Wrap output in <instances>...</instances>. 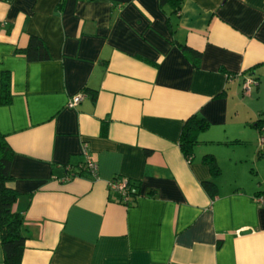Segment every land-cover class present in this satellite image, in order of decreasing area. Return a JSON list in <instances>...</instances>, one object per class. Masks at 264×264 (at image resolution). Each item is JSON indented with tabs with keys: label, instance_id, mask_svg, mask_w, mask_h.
Returning a JSON list of instances; mask_svg holds the SVG:
<instances>
[{
	"label": "crops",
	"instance_id": "1",
	"mask_svg": "<svg viewBox=\"0 0 264 264\" xmlns=\"http://www.w3.org/2000/svg\"><path fill=\"white\" fill-rule=\"evenodd\" d=\"M31 37L47 60H28ZM263 89L264 0H182L178 13L159 0H0L20 264H264V159L251 158L257 182L243 169L214 178L202 162L212 154L219 167L206 145H227L244 125L239 100ZM193 116L209 127L188 161L179 142ZM88 163L95 174L72 176ZM113 180L137 187L130 206Z\"/></svg>",
	"mask_w": 264,
	"mask_h": 264
},
{
	"label": "trees",
	"instance_id": "2",
	"mask_svg": "<svg viewBox=\"0 0 264 264\" xmlns=\"http://www.w3.org/2000/svg\"><path fill=\"white\" fill-rule=\"evenodd\" d=\"M161 6H168L173 12L178 13L181 10L182 0H159ZM181 49L193 53L186 46L181 45ZM25 54L30 61H44L48 59V54L43 46L42 42L31 37L27 47L25 48ZM199 58L198 54H194ZM9 77L5 73L2 78L1 86V102L3 104L9 102ZM209 127V123L202 118L193 116L189 118L183 125L179 147L184 157L190 161L194 154L195 146L198 144V135L206 131ZM256 127L264 130V120L258 121ZM261 143H264V136L260 138ZM238 143V142H237ZM13 152L6 142L5 138L0 135V239L1 247L4 253L5 264H20L21 254L26 240L23 219L22 217L13 211V205L18 199V193L11 189L8 184L13 180L10 175V165ZM258 158L264 159V150L258 152ZM202 162L208 165L211 176L217 178L220 175V169L216 163L214 157L210 154L203 156ZM89 171L88 167L85 170L75 171L72 175H81L83 171ZM90 172V171H89ZM203 187L210 193V196L215 195L217 192V186L214 181H207L203 183ZM127 200L122 201L126 206H130L135 200L138 193L135 191L137 187L127 180L125 187ZM264 195V192L256 194Z\"/></svg>",
	"mask_w": 264,
	"mask_h": 264
},
{
	"label": "rangeland",
	"instance_id": "3",
	"mask_svg": "<svg viewBox=\"0 0 264 264\" xmlns=\"http://www.w3.org/2000/svg\"><path fill=\"white\" fill-rule=\"evenodd\" d=\"M238 109H239L240 119L244 122V125L242 126L237 125L236 127L237 129L235 130V133L234 134L231 133L230 134L231 136H229L231 137V141L227 142L228 143L227 145H226V142L208 143L205 148L208 149L209 151L210 150L217 151L218 155H220V160L218 162L219 167L221 168L220 180L229 181V179L232 178L233 175L237 174L243 169L245 170V172L247 171L249 173V174L247 173L249 180H251L253 176L254 181L257 182L258 181L257 175L255 173L251 174L252 170L253 172L255 171L253 168H251V166L253 167L251 158L255 157L257 161V156H258L257 155L258 148L255 147L254 145L255 136L253 134L254 132H257L258 147L260 146L259 144L260 135L258 131L256 130V128L253 127V125H255L258 121H263L262 119H264V89H263L262 95L260 96L258 100L257 99L256 100H239ZM255 111L256 113L257 111H259L257 113V116L260 115L259 118L257 116L256 118H254ZM218 130L219 132H221L220 129ZM211 131L212 129L209 132ZM208 136L210 135L207 134V137ZM219 137H220V134L218 138H215L211 141H217V139H220V141H222L224 136L222 135L220 138ZM233 137L237 139L236 142L232 141ZM198 138H201V136L199 135ZM224 139H226V137ZM262 150L264 149L262 148ZM230 158L238 159V160L242 159L243 163H241V165H238V167L235 168L234 161L233 163H231L229 161Z\"/></svg>",
	"mask_w": 264,
	"mask_h": 264
},
{
	"label": "built area",
	"instance_id": "4",
	"mask_svg": "<svg viewBox=\"0 0 264 264\" xmlns=\"http://www.w3.org/2000/svg\"><path fill=\"white\" fill-rule=\"evenodd\" d=\"M249 85V84H248ZM248 85L246 88H248ZM82 96L75 97L72 102L68 104L69 107H74L81 101ZM84 153H86V147L84 148ZM87 167L90 171V173L95 174L96 168L92 163H88ZM127 184V180L119 181V180H113L109 183V186L112 190L117 191L123 200H127L126 192H125V187ZM255 201L258 205L264 207V195H258L255 197Z\"/></svg>",
	"mask_w": 264,
	"mask_h": 264
}]
</instances>
